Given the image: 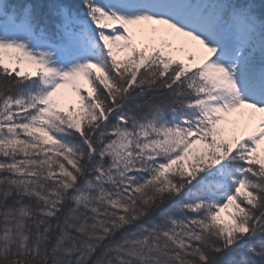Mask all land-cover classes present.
Listing matches in <instances>:
<instances>
[{
  "label": "snow or ice",
  "instance_id": "snow-or-ice-1",
  "mask_svg": "<svg viewBox=\"0 0 264 264\" xmlns=\"http://www.w3.org/2000/svg\"><path fill=\"white\" fill-rule=\"evenodd\" d=\"M0 264H264V0H0Z\"/></svg>",
  "mask_w": 264,
  "mask_h": 264
}]
</instances>
